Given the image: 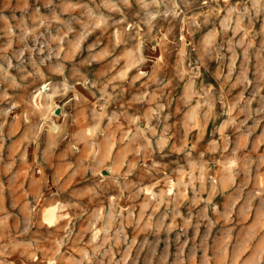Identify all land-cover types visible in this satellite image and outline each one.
<instances>
[{"label":"rangeland","instance_id":"1","mask_svg":"<svg viewBox=\"0 0 264 264\" xmlns=\"http://www.w3.org/2000/svg\"><path fill=\"white\" fill-rule=\"evenodd\" d=\"M0 264H264V0H0Z\"/></svg>","mask_w":264,"mask_h":264},{"label":"bare ground","instance_id":"2","mask_svg":"<svg viewBox=\"0 0 264 264\" xmlns=\"http://www.w3.org/2000/svg\"><path fill=\"white\" fill-rule=\"evenodd\" d=\"M39 95H40L39 93L35 94V98L39 97ZM55 127H56V124L54 123L53 128H55Z\"/></svg>","mask_w":264,"mask_h":264},{"label":"water","instance_id":"3","mask_svg":"<svg viewBox=\"0 0 264 264\" xmlns=\"http://www.w3.org/2000/svg\"><path fill=\"white\" fill-rule=\"evenodd\" d=\"M104 173H106V171H104Z\"/></svg>","mask_w":264,"mask_h":264}]
</instances>
